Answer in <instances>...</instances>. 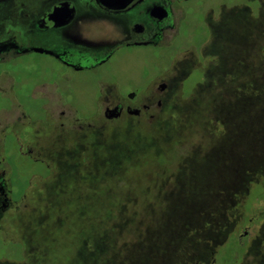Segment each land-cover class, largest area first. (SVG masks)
Returning <instances> with one entry per match:
<instances>
[{
	"label": "rangeland",
	"instance_id": "1",
	"mask_svg": "<svg viewBox=\"0 0 264 264\" xmlns=\"http://www.w3.org/2000/svg\"><path fill=\"white\" fill-rule=\"evenodd\" d=\"M195 9L170 47L131 55V82L141 56L168 80L154 121L56 145L54 175L6 215L0 264H264V0Z\"/></svg>",
	"mask_w": 264,
	"mask_h": 264
},
{
	"label": "flooded vegetation",
	"instance_id": "2",
	"mask_svg": "<svg viewBox=\"0 0 264 264\" xmlns=\"http://www.w3.org/2000/svg\"><path fill=\"white\" fill-rule=\"evenodd\" d=\"M204 1L0 0V231L32 180L54 175L62 160L56 145L65 154L68 134L124 115L154 121L168 80L162 72L152 77L141 56L139 80L131 82V55L170 47L181 18ZM46 142V152L33 146Z\"/></svg>",
	"mask_w": 264,
	"mask_h": 264
}]
</instances>
